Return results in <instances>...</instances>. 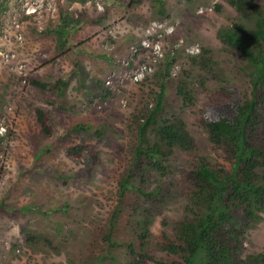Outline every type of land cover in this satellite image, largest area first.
Instances as JSON below:
<instances>
[{
	"label": "rangeland",
	"instance_id": "1",
	"mask_svg": "<svg viewBox=\"0 0 264 264\" xmlns=\"http://www.w3.org/2000/svg\"><path fill=\"white\" fill-rule=\"evenodd\" d=\"M150 1L129 7L127 0H56L55 11L23 22L20 42L14 39L8 14L1 15L0 54L8 55V62L0 56V264H70L71 252L84 253L115 203L117 181L130 162L141 112L157 91L154 74L166 53L179 56L171 77L183 75L189 68L187 58L201 49L210 50L216 64L214 77L194 71V101L184 115L197 151L174 153L167 174L151 176L145 184L150 190L161 189L156 207L143 204L154 214L151 252L156 260L166 264L175 260L161 248L192 192L188 171L194 157L205 155L229 167L210 144L202 114L240 100L248 91L240 56L216 36L220 28L237 21V14L222 0H161L165 15L154 19ZM7 2L0 0L4 11ZM258 2L264 6V0ZM60 9L70 18L62 33L63 50L47 36L60 28ZM156 44L161 57L154 53ZM143 65L151 71L133 81ZM58 79L68 84L64 100L30 83L52 84ZM35 108L48 115L51 137L41 133ZM76 144L93 146L94 165L65 156ZM69 230L77 240L63 245ZM27 232L40 240L27 244ZM44 239L60 244V254ZM263 249L264 215L246 231L241 257Z\"/></svg>",
	"mask_w": 264,
	"mask_h": 264
},
{
	"label": "trees",
	"instance_id": "2",
	"mask_svg": "<svg viewBox=\"0 0 264 264\" xmlns=\"http://www.w3.org/2000/svg\"><path fill=\"white\" fill-rule=\"evenodd\" d=\"M127 1L129 7H135L143 0ZM222 1L235 10L237 21L220 28L216 36L223 47L240 56L248 91L240 100L210 107L202 114L210 144L229 167L213 163L205 155L194 157L188 171L192 192L182 218L173 223L170 237L161 248L175 258L169 264H264V249L241 257L246 231L262 222L264 215V6L258 0ZM150 5L154 19L164 17L163 1L151 0ZM219 9L216 6V11ZM66 14L60 9V28L47 34L54 38L58 50L64 49L62 33L70 24ZM178 59L177 53H166L154 74L157 91L142 109L130 162L117 181L115 203L86 243L84 253H70V264H166L151 252L154 214L143 206L152 203L156 207L161 189L156 186L150 190L145 184L151 176L167 174V162L174 153L197 151L184 115L194 101V71L214 77L216 64L210 50L201 49L187 58L189 68L183 75L171 77V67ZM30 83L41 91L54 92L62 100L66 98V80ZM34 115L41 133L51 137L53 128L46 112L35 108ZM65 156L78 164L85 159L90 165L97 161L90 144L68 147ZM25 240L35 245L40 238L27 232ZM76 240L77 234L69 230L63 245ZM42 241L60 254V244Z\"/></svg>",
	"mask_w": 264,
	"mask_h": 264
},
{
	"label": "built area",
	"instance_id": "3",
	"mask_svg": "<svg viewBox=\"0 0 264 264\" xmlns=\"http://www.w3.org/2000/svg\"><path fill=\"white\" fill-rule=\"evenodd\" d=\"M14 2L15 8L12 6L11 3ZM56 0H8V10H2V6L0 3V17L3 14L5 17L8 14V23L10 27L14 30V39L18 42L22 40L21 29L23 22L29 18H37L42 16V13H48L55 11ZM10 6V7H9ZM39 18V19H40ZM147 46V45H146ZM194 48H192L193 50ZM198 51V49H196ZM160 49L159 46L156 44L154 46V53L156 55L159 54L161 57L162 55L159 53ZM2 59H6L8 62V55L0 54ZM150 66L143 65L139 67L136 72L133 74L132 80L135 82L141 81L144 78V73L150 72Z\"/></svg>",
	"mask_w": 264,
	"mask_h": 264
}]
</instances>
